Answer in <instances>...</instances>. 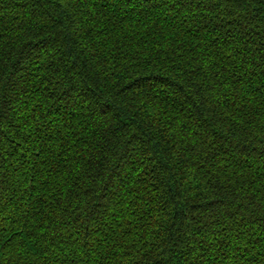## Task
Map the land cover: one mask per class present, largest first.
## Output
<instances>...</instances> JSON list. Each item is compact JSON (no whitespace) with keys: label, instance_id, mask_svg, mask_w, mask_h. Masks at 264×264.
Segmentation results:
<instances>
[{"label":"trees","instance_id":"obj_1","mask_svg":"<svg viewBox=\"0 0 264 264\" xmlns=\"http://www.w3.org/2000/svg\"><path fill=\"white\" fill-rule=\"evenodd\" d=\"M0 264H264V0H0Z\"/></svg>","mask_w":264,"mask_h":264}]
</instances>
